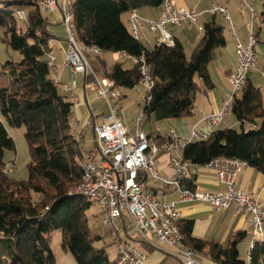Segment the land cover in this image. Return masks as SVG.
<instances>
[{
    "label": "trees",
    "instance_id": "16d2710c",
    "mask_svg": "<svg viewBox=\"0 0 264 264\" xmlns=\"http://www.w3.org/2000/svg\"><path fill=\"white\" fill-rule=\"evenodd\" d=\"M164 0H74L73 23L77 41L86 49L145 56L155 85L151 100L142 108L148 119L189 117L197 95L214 87L209 62L215 49L226 44L225 27L215 18L204 24L199 43L188 58L183 43L157 42L149 45L136 39L123 14L143 7L162 6ZM26 10L28 20L20 21L15 11ZM264 8V0H263ZM24 23L25 28L18 25ZM48 17L39 0H0V25L4 41L21 55L0 69V264H56L51 234L62 232L61 246L77 264H116L104 247L95 242L88 211L94 202L75 192L83 180L78 158L85 151L75 136V101L53 77L49 62L51 41ZM93 69L87 81H114L117 88H136L142 79L138 64L125 67L126 59L109 64L105 58L88 53ZM121 96L124 95L121 93ZM239 128L212 131L207 140L190 142L186 158L205 164L218 157L239 158L264 174V93L250 79L236 95L230 110ZM11 127H25L30 162L28 178L17 180L7 171L5 154L15 150ZM196 188V179L188 183ZM194 219H181L184 244L219 264H248L240 256L239 244L246 231H239L227 246L193 235ZM264 241L251 250V263L261 264Z\"/></svg>",
    "mask_w": 264,
    "mask_h": 264
},
{
    "label": "built area",
    "instance_id": "2783aa9c",
    "mask_svg": "<svg viewBox=\"0 0 264 264\" xmlns=\"http://www.w3.org/2000/svg\"><path fill=\"white\" fill-rule=\"evenodd\" d=\"M39 5L46 13L58 7L63 13L70 43L65 64L72 69L70 86L74 90L77 75L86 77L90 72L93 73L87 54L103 58L105 52L95 47L86 49L77 41L73 23L74 0H39ZM162 7L163 12L158 20L145 19L137 10L129 13L131 32L136 39L144 40L145 27L158 34L157 42L169 46L175 44V39L168 31L170 25L196 26L200 32H204L200 15L194 10L177 6L174 0H164ZM209 11L213 15L219 13L225 19H231L228 9L223 5L214 4ZM250 12L251 19L255 20L256 11L253 6H250ZM15 15L22 22L28 20L26 10L22 8L16 9ZM256 43L257 38L252 32L247 42H237L238 62L234 72L229 75L232 91L220 112L202 119L208 126L221 124L236 95L246 84L249 73L260 70ZM116 54L119 59L139 65L142 79L136 88L140 85L145 88L141 102L143 106L151 100V90L155 85L145 56L137 58L126 52ZM55 59L51 52V65H54ZM261 71L264 74V69ZM57 81L60 79L57 78ZM88 83L97 99L108 102L110 113L104 116L101 123L93 125L95 146L84 151L78 158L83 169V180L75 192L91 199L102 210L103 225L116 247V264H148L150 251L171 257L175 260L174 264H203L201 254L184 244V235L179 226L182 213L177 203L194 201L209 203L217 211L232 208L236 214L249 217L251 241L247 263L250 264L251 250L264 241V200L237 185L239 174L248 166V162L229 157H218L205 164L193 162L184 156V148L195 140H207L212 132L201 129L199 123H196L191 128L190 136L184 138L174 128L169 133H162L156 124V131L148 134L144 129L148 116L143 108L136 118L135 129L130 131L120 115L122 96L114 81L100 79L95 75L94 80ZM67 87L65 85L64 89ZM75 136L80 139L81 132L75 130ZM161 152L170 168L168 176H162L158 169L157 157ZM203 169L213 171L224 188L217 192L190 188L188 183L197 179ZM158 183L160 186L156 185ZM171 189L180 192L179 200L168 199V191ZM134 233L137 235L134 236Z\"/></svg>",
    "mask_w": 264,
    "mask_h": 264
},
{
    "label": "crops",
    "instance_id": "0c3cea01",
    "mask_svg": "<svg viewBox=\"0 0 264 264\" xmlns=\"http://www.w3.org/2000/svg\"><path fill=\"white\" fill-rule=\"evenodd\" d=\"M174 2L177 6L185 7L198 13L202 24H205L213 18L219 23L223 21L222 18L225 19L222 14L218 13L213 15L210 13L209 10L214 7V4L225 6L231 17L230 20L225 19L229 24V28L224 26L226 44L215 49L213 58L208 65L214 87L198 93L194 113L189 117H182V119L185 120H183L184 122L180 120V122L184 123L185 126L191 123V128L194 124L199 123L201 129L211 132L217 128H223V124H226L224 125L225 127H234L236 123L238 124L236 118V122L231 123L230 121H226V117H224L221 124L214 127L208 126L202 119L212 113H218L224 108V103L232 91L229 75L234 72L238 62L236 44L238 41L247 42L251 32L254 33L257 38L255 49L258 55L260 70L250 72L248 79L254 83V76L258 73L264 77L261 71V69H264L263 0H174ZM250 6H253L256 11L255 20L251 19ZM138 12L145 19L158 20L162 15L163 7H143L140 8ZM123 19L130 25L128 12L123 14ZM168 31L174 39L180 40L185 48L188 44L191 48L193 46L196 47L203 35V32H196L198 30L194 27H176L170 25L168 26ZM193 31L194 34H192ZM143 34L144 41L149 42L150 45H155L157 43L158 34L151 32L148 27H145ZM51 45L52 52L55 55L53 39ZM112 53L114 55L112 59H108L105 56L103 57L109 64L121 60L116 53ZM65 60L66 58L62 63L56 65L55 59L54 65L56 66V70L53 72V77L60 79L61 88L74 99V128L78 132H81V136H84V131L91 124H97L98 114L94 111L92 105L96 95L93 88L88 85L89 81L81 74L77 75V86L72 90L70 86L72 69L70 66H66ZM65 85H68L66 89H64ZM261 88L264 93V83ZM129 130L132 131L131 129ZM177 132L184 138H188L191 134V131L187 133L186 129H184L183 132H179L178 130ZM160 158L161 161L158 165L160 168L159 171L163 172V176L170 175V168L166 164L165 156L162 155ZM196 185L197 188L210 192H217L224 188V186L218 182L215 173L207 169H203L199 172ZM237 185L246 191H252L261 200H264V174L258 169L249 165L244 167L237 179ZM158 186H160V184ZM179 198L180 192L178 190L171 189L168 191V199L170 201H176L179 200ZM177 207L182 213L181 219H194L193 235L195 237L208 241H219L224 246H227L237 232L246 231L247 235L244 240L250 244L251 225L248 216L236 214L232 208L217 211L211 204L199 201L178 202ZM53 249L56 254V264H77L73 256L67 252L61 244H59L58 248ZM201 256L203 264H219L206 255L201 254ZM163 263L174 264L175 260L165 254L150 251L148 264Z\"/></svg>",
    "mask_w": 264,
    "mask_h": 264
},
{
    "label": "rangeland",
    "instance_id": "374dc122",
    "mask_svg": "<svg viewBox=\"0 0 264 264\" xmlns=\"http://www.w3.org/2000/svg\"><path fill=\"white\" fill-rule=\"evenodd\" d=\"M47 17L49 22L47 28L50 31V33L55 36L53 38V43L55 45L54 53L56 55V65H58L59 63H62L63 60L66 58L69 50L70 43L68 40V30H67V26L63 21V13L59 7L55 11L47 13ZM222 20H220L222 21L221 23L227 28H229L228 21H226L224 18H222ZM18 25L23 28L26 27L22 22H19ZM194 28L198 30L196 26H194ZM5 31L6 29L0 25V69L8 60L19 61L21 59L20 53L18 51L13 50L4 41ZM196 32L199 33V30ZM192 34H194V31L192 32ZM194 48L195 46L191 48L189 44L186 45L185 50L187 52L188 58L191 57ZM113 56L114 55L112 52L105 54V57L108 59H112ZM130 66H132V62L126 60L125 67H130ZM254 83L258 87H262L264 83V77L259 73L255 74ZM117 90L124 95L120 102L121 103L120 115L122 116L124 123L129 127V129L134 130L136 127V118L142 109L141 102L143 100L145 88L142 85H140L138 89L119 87L117 88ZM112 102L115 103L113 99ZM92 105L94 111L98 114L97 123H101L103 121L104 116L110 113L109 104L106 100H99L95 98ZM225 117H226L225 119L226 121H230L231 123L236 122L235 119L236 117L231 111H228ZM2 119L4 120V118ZM180 120L183 121L185 119L168 118V119L157 120L155 117H152L145 121L144 129L148 132V134H150L151 132L156 131V124H157L162 130V133H169L170 129L172 128L178 130L179 132L180 131L183 132V130L186 129V132L189 133L191 131V123L185 126V124L181 123ZM5 124L9 130V133L14 138L16 145L15 150L6 151L5 154V161L7 162L6 169L10 173L11 177L17 180H25L28 178V164L30 162L29 145L24 135L25 127L24 126L11 127L6 121ZM224 125L226 124H223L222 127H225ZM234 127L239 128V124L236 123ZM81 144L83 149L87 151L95 146L93 124H91L84 131V136L82 138ZM162 155L163 152H161L157 157L158 165L159 162L161 161L160 157ZM158 169H160L159 166ZM160 173L163 176V172L160 171ZM156 185H159V183ZM88 216H89V225L91 227L92 233L101 236V238L95 242V245L101 248L102 247L106 248L110 259L114 260L116 257V247L113 241L109 237V231L106 230L103 225L102 210L98 205L94 203L88 211ZM136 235L137 234L134 233V236ZM61 240H62V232L57 231L51 234V241L53 248L55 249L58 248L59 244H61ZM249 246L250 244H248L247 241L244 239L239 245L240 256L244 260L248 259ZM261 264H264V257L261 259Z\"/></svg>",
    "mask_w": 264,
    "mask_h": 264
}]
</instances>
